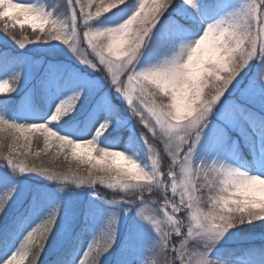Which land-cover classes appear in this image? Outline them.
<instances>
[{
	"label": "snow or ice",
	"instance_id": "1",
	"mask_svg": "<svg viewBox=\"0 0 264 264\" xmlns=\"http://www.w3.org/2000/svg\"><path fill=\"white\" fill-rule=\"evenodd\" d=\"M0 24V264H41L50 236L68 245L52 264H264V244L232 247L264 229V0H0ZM33 138L85 174L29 162ZM69 184L87 199L65 203Z\"/></svg>",
	"mask_w": 264,
	"mask_h": 264
},
{
	"label": "rangeland",
	"instance_id": "2",
	"mask_svg": "<svg viewBox=\"0 0 264 264\" xmlns=\"http://www.w3.org/2000/svg\"><path fill=\"white\" fill-rule=\"evenodd\" d=\"M21 2L38 3V2H42V0H21ZM47 2L56 3L58 6L61 7V9H63V7H64V0H47ZM0 28H2V24H0ZM15 31H16L18 36H21V33H22L23 35H27L29 38H31V36L34 34L32 32V29L28 25H25L23 29H21L20 26L17 25L15 28ZM2 36H3V33H0V37H2ZM21 38H22V36H21ZM53 43H57V42H53ZM44 47L47 48L49 46L46 45ZM60 47L63 48V45H61ZM17 51H19V50H17ZM23 54L27 55V56L37 57V58L44 55V53H42L41 51L38 50V46H35V45H29L28 49L23 50ZM59 55L61 58H64L66 55H69V54L67 53V50L65 49L64 53H60ZM16 87L19 89L20 85H16ZM8 95H14V93H10L7 91L0 92V96H8ZM112 102L117 107V109L120 110L121 115L125 118L127 126L121 128L120 140L122 142H124L125 144H127L128 139L131 136L132 132L136 131V128L138 131L140 130V125L138 123L135 124V121L138 118H136V117H133V119L131 118V113L127 111V106L119 98L113 99ZM44 105H45V101L40 96H36L34 98L32 104L29 106V110L30 111L31 110H42L44 108ZM78 115H79L81 120L84 119L83 114H78ZM5 132H7V130H5ZM36 141H37V139L33 138L32 141L30 142V146L25 147L24 146L25 142L23 140H21L20 143L18 144V150L17 151L26 153L27 155H31V149L37 147L35 145ZM39 145H40L39 147L41 149L40 153L45 152L43 150L44 145H43L42 140H40ZM156 147H157V151H159L161 154L162 167L166 171L167 166H168V159L166 156L163 155L162 145L157 144ZM48 151H52V152L57 153L56 144L53 143L49 147ZM59 154L67 155L69 157V159L72 160L70 153L59 152ZM32 156H35V154L32 153ZM21 157L24 158L23 156H21ZM28 161L32 162L33 159H28ZM72 161L76 163L75 167H70V168L66 167V169H63V170H53V171H55L57 173H67V174H70L71 172L78 171L80 174H85V169L87 168V165H84V164L79 163V162L74 161V160H72ZM48 165H51V163L50 164L48 163L45 166H48ZM53 167L57 168L55 166H53ZM27 183H29L31 185L52 187L51 185H49V182L43 180L42 178H40L38 176H34V175L27 178ZM68 187L69 188L65 190V193H63L61 195V198L65 201V203H67L68 201L73 200L76 197H79L81 195H83V197L85 199H87L88 193L86 190L76 189L75 186L71 185V184H69ZM97 190L100 191L102 195H106L109 198H111L114 195L112 190L105 189L101 185H97ZM117 198H120V197H117ZM153 199H157V198L153 197ZM157 202L162 203V201H159V200H157ZM204 207L206 208V205ZM184 211H186V210H182L181 213H179L178 215L181 217V219H184L185 224H187L188 221L185 218ZM133 215H134L133 213H128V220L126 221V224L132 222ZM257 223H260V222H257ZM101 225H102V220H94V221L90 222L89 230L87 232H85L81 237V244L86 247L87 244L90 242V240L99 232ZM233 231L234 232L239 231L241 234V238L235 244L232 245V247H234V248L242 249V248H245V247L250 246V245H254L256 247H259L261 244H264V238H262L260 235V233L262 231H264V229L256 228V227H253L252 225H247V226H242L239 230L234 229ZM121 235H123V233ZM49 239H50L49 246L46 244L44 252L41 254V258H40L41 264H52V262L56 258V256L62 255L63 253H65L66 249L68 247L66 242L64 244L63 243L58 244L55 236L54 237L50 236ZM83 250L84 249L81 248V251H83ZM112 257H113V254H111V253L109 255L105 256L104 259L101 261V264H112ZM238 264H243V261L240 260L238 262Z\"/></svg>",
	"mask_w": 264,
	"mask_h": 264
},
{
	"label": "trees",
	"instance_id": "3",
	"mask_svg": "<svg viewBox=\"0 0 264 264\" xmlns=\"http://www.w3.org/2000/svg\"><path fill=\"white\" fill-rule=\"evenodd\" d=\"M0 33H2V31H0ZM0 136H4L6 137L7 136V132H4V133H0ZM40 140H37L35 145L37 147L31 149V155H27V159H33L35 160L36 163H40L41 161H43V163L45 165H47L48 163L51 165H48L47 167L52 169V170H63V169H66V167H75L76 166V163L73 162L72 160L69 159V157L64 154H59V153H56V152H52V151H48V152H42L40 153V156L39 157H36V156H32V153H36L37 151L41 152V149H40ZM17 150H18V145H17ZM21 159H23L22 157H20ZM53 166L57 167V168H54ZM65 253H63L62 255H64ZM41 258V256H40ZM29 260H31V257L28 258V260L25 261V264H29Z\"/></svg>",
	"mask_w": 264,
	"mask_h": 264
},
{
	"label": "flooded vegetation",
	"instance_id": "4",
	"mask_svg": "<svg viewBox=\"0 0 264 264\" xmlns=\"http://www.w3.org/2000/svg\"><path fill=\"white\" fill-rule=\"evenodd\" d=\"M165 15H167V13H165ZM161 20H163V17L161 18Z\"/></svg>",
	"mask_w": 264,
	"mask_h": 264
}]
</instances>
